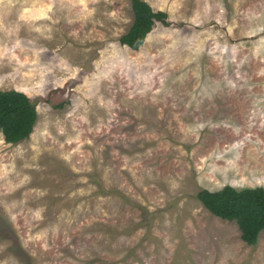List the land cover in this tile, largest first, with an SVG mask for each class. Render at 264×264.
Here are the masks:
<instances>
[{"label":"rangeland","instance_id":"obj_1","mask_svg":"<svg viewBox=\"0 0 264 264\" xmlns=\"http://www.w3.org/2000/svg\"><path fill=\"white\" fill-rule=\"evenodd\" d=\"M0 0V91L37 105L0 133V264H264L196 195L264 188V0Z\"/></svg>","mask_w":264,"mask_h":264},{"label":"trees","instance_id":"obj_2","mask_svg":"<svg viewBox=\"0 0 264 264\" xmlns=\"http://www.w3.org/2000/svg\"><path fill=\"white\" fill-rule=\"evenodd\" d=\"M134 22L120 44L139 50L157 23L169 26L167 13L156 11L144 0H130ZM38 120L37 105L27 94L18 90L0 91V133L8 144H18L28 139ZM202 205L214 216L236 222L242 240L258 244L264 231V188L237 189L225 186L219 191L201 190L196 195Z\"/></svg>","mask_w":264,"mask_h":264}]
</instances>
